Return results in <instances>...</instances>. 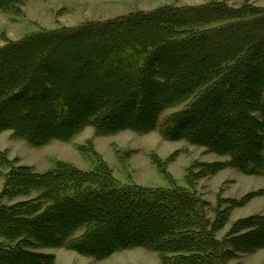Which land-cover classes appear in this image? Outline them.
Segmentation results:
<instances>
[{
  "label": "trees",
  "instance_id": "obj_1",
  "mask_svg": "<svg viewBox=\"0 0 264 264\" xmlns=\"http://www.w3.org/2000/svg\"><path fill=\"white\" fill-rule=\"evenodd\" d=\"M23 1L0 0V9ZM88 126L98 135L160 130L229 157L202 164L191 185L226 167L264 174V7L166 5L0 46V133L40 147ZM16 162L0 151V264H55L45 247L98 259L145 247L162 264H229L264 248L262 214L216 237L252 194L220 199L227 207L212 220L194 184L123 185L104 161L87 171L60 160L45 172Z\"/></svg>",
  "mask_w": 264,
  "mask_h": 264
},
{
  "label": "rangeland",
  "instance_id": "obj_2",
  "mask_svg": "<svg viewBox=\"0 0 264 264\" xmlns=\"http://www.w3.org/2000/svg\"><path fill=\"white\" fill-rule=\"evenodd\" d=\"M212 1H227L234 6L248 2L264 7V0H24L19 10L0 9V46L41 30L78 26L166 5L197 6ZM180 108L167 110L163 118ZM0 151H5L10 159H16L15 165L32 166L37 172L53 168L60 160L87 171L94 170L100 161H104L123 185L168 188L175 183L190 188L194 184L198 195L209 203L206 211L212 220L215 209L227 207L225 203L218 206L220 199L239 201L252 194L245 204L232 210L226 226L216 233L221 240L238 219L264 215V174L247 175L226 167L216 173L205 171L191 185L188 176L205 170L202 164L226 161L229 157L187 140L170 141L160 130L146 134L122 130L111 135H98L94 127L88 126L71 141L53 140L40 147L7 130L0 133ZM158 161L165 162V171L158 166ZM3 183L4 178L0 177V192ZM39 250L55 255V264H162L159 253L145 247L121 250L103 259L65 247ZM229 264H264V248L253 253H239Z\"/></svg>",
  "mask_w": 264,
  "mask_h": 264
}]
</instances>
